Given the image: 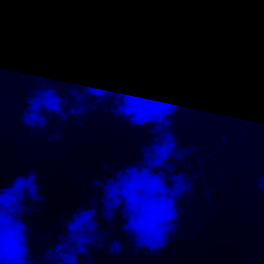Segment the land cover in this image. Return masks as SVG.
Listing matches in <instances>:
<instances>
[{
	"label": "clouds",
	"instance_id": "clouds-1",
	"mask_svg": "<svg viewBox=\"0 0 264 264\" xmlns=\"http://www.w3.org/2000/svg\"><path fill=\"white\" fill-rule=\"evenodd\" d=\"M145 2L153 7L146 13L148 23L139 26V34H113L107 41L97 35L88 41L79 63L93 66L86 70L84 82L68 85L37 76L20 121L23 127L39 132L54 118L58 127L47 136L53 144L64 138L61 128L69 120L82 127L83 118L110 105L112 117L133 129H147L151 140L141 145L142 159L123 164L115 173L104 165L101 172L108 176L103 181L94 177L91 187L103 194L100 220L111 225L119 213L121 231L135 250L155 256L175 235L182 215L178 204L193 187L190 177L176 170V164L183 163L192 150L179 148L171 130L187 84L185 72L252 62L264 46V0H181L186 11L195 14L179 32L171 26L157 27V6L177 0ZM84 26L80 11L54 15L42 31L45 48L32 51L35 66L49 70L71 57ZM112 41L124 42L125 47L108 53ZM37 180L36 172L28 170L0 187V264H81L82 257L92 264L90 250L103 249L110 236L99 230L96 198L66 219L55 245L33 257L30 228L23 218L39 210L34 205L45 203ZM260 189L264 191V184ZM122 251L120 241L108 244V255Z\"/></svg>",
	"mask_w": 264,
	"mask_h": 264
},
{
	"label": "trees",
	"instance_id": "trees-1",
	"mask_svg": "<svg viewBox=\"0 0 264 264\" xmlns=\"http://www.w3.org/2000/svg\"><path fill=\"white\" fill-rule=\"evenodd\" d=\"M124 47V42L113 41L106 51L111 53ZM70 51L71 57L44 71L35 66L33 59L0 63V187L16 175L33 170L40 195L45 198V203L33 206L43 205L39 211L23 218L30 228L31 253L38 250L41 235L48 236L51 242L57 241L60 226L77 208H87L93 198L98 202L96 219L100 224L99 199L103 194L92 191L91 180L95 177L103 181L108 176L101 172L104 165L115 173L123 164L141 160V145L151 140L147 129H133L127 122L112 117L110 105L101 106L83 118L82 127L69 120L61 128L64 138L53 144L47 136L58 127L54 118L48 128L39 132L22 126L20 116L28 93L36 87L37 76L68 85L85 81L86 70L93 66L79 63L86 48ZM185 77L186 88L172 117L171 130L179 145L208 146L215 151L219 147V164L227 168V181L215 195L219 208L225 203L221 217L219 213L205 218L201 232L195 234L194 223L188 224L183 216L185 195L178 204L182 215L175 235L167 247L153 256L135 250L121 231L123 221L117 213L113 223L104 222L100 230L110 232L104 248L90 250V255L95 252L107 264H201L209 246L203 264H264V191L258 178L264 176V46L258 48L254 60L246 65L233 64L215 71L189 68ZM243 130L259 152L246 164L237 159L242 149L237 141ZM224 135L228 137V145L221 143ZM113 164L117 167L113 168ZM112 240L122 243L120 255H108Z\"/></svg>",
	"mask_w": 264,
	"mask_h": 264
},
{
	"label": "crops",
	"instance_id": "crops-1",
	"mask_svg": "<svg viewBox=\"0 0 264 264\" xmlns=\"http://www.w3.org/2000/svg\"><path fill=\"white\" fill-rule=\"evenodd\" d=\"M110 6H113V11L120 10L116 11V15L126 14L135 18L132 30H138L137 22L143 21L146 13L153 7L145 0H0V63L33 59V50L38 46L45 48L42 31L57 13L82 12L85 26L80 33V44L74 50L85 47L88 41L97 35L107 41L109 28L102 23L98 15L105 7ZM157 7L159 16L169 17V24H173L172 29H183L180 26L190 21L195 14L186 11L181 0ZM124 18L121 21L125 20ZM113 22L120 21L117 19ZM162 23L163 21L160 24ZM160 24H157V27H160ZM258 153L255 152L256 155Z\"/></svg>",
	"mask_w": 264,
	"mask_h": 264
},
{
	"label": "built area",
	"instance_id": "built-area-1",
	"mask_svg": "<svg viewBox=\"0 0 264 264\" xmlns=\"http://www.w3.org/2000/svg\"><path fill=\"white\" fill-rule=\"evenodd\" d=\"M222 145H228V137H221ZM179 148L191 149V155L185 157L180 167L176 166L177 173L183 172L189 176L193 184L191 193L183 198L187 222H193L192 228L195 234L201 232L203 220L219 215L220 208L216 202V193L219 192L227 181V168L219 164L217 153L214 148L198 145H179ZM225 160V156L222 157ZM259 183L264 184V176H260ZM57 241L51 242L50 238L41 235L37 241L38 250L33 252L34 258L39 257L45 249L52 247ZM92 256V264H99ZM81 264H87V258H80Z\"/></svg>",
	"mask_w": 264,
	"mask_h": 264
},
{
	"label": "rangeland",
	"instance_id": "rangeland-1",
	"mask_svg": "<svg viewBox=\"0 0 264 264\" xmlns=\"http://www.w3.org/2000/svg\"><path fill=\"white\" fill-rule=\"evenodd\" d=\"M112 8H113V6L105 7L103 9V12L98 15V18L100 16V19L102 20V23L109 28V32L110 33H107V34H109V36L113 35V34H124V35H127V36H131L133 34H139L138 30H136V29L132 30V28H133L132 25H134L135 18H132V16L126 15V14H124V16L123 15H116L115 14V13H117L116 11H120V10L113 11ZM123 18L125 20L121 21V19H123ZM117 19L120 21L119 23L113 22V20H117ZM144 19H146V18H144ZM144 19H143V21L139 20L137 22V24L139 26L140 25H146L148 20L147 19L144 20ZM161 21H163L162 25H164V26H168V25L173 26V24H169V17H167V15L159 16L157 24H160ZM183 26L184 25L182 24L180 27H183ZM104 39H106V38H104ZM239 137L241 139L239 138V141H237V143H239L241 145L242 149L240 151L241 154L238 155L237 159L239 161H241L242 164H246L250 160L254 159V157L256 155L255 152H257V147L255 146V142H251L249 140V136H248V133L246 131L243 130L239 134ZM183 216H186V214H183ZM185 221H187V220L185 219ZM185 230H187V228ZM63 231H64V227L62 225L59 228V232L61 233Z\"/></svg>",
	"mask_w": 264,
	"mask_h": 264
},
{
	"label": "water",
	"instance_id": "water-1",
	"mask_svg": "<svg viewBox=\"0 0 264 264\" xmlns=\"http://www.w3.org/2000/svg\"><path fill=\"white\" fill-rule=\"evenodd\" d=\"M260 176H262V174H261ZM260 176H258V178H259ZM81 185H82V183H81L79 186H81ZM79 186H78V187H79ZM231 197H232V196H231ZM231 197H229L227 200H229ZM224 206H225V203H224V204L221 206V208H220V217H221V215H222V211H223V209H224ZM42 207H43V205H42L41 207H39L38 209L40 210ZM39 210H38V211H39ZM35 213H36V212H35ZM33 214H34V213H33ZM103 223H104V221H102V222L100 223V229H99V230H101V228H102V226H103ZM208 248H209V246L206 248V250H205V252H204L203 258H202V260H201V264L204 263V258H205V255H206V252H207ZM94 257H95V259L98 261L99 264H107V263L101 261V260L96 256L95 252H94ZM151 262H153V261H151ZM145 264H148V263H145Z\"/></svg>",
	"mask_w": 264,
	"mask_h": 264
}]
</instances>
